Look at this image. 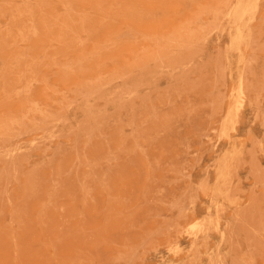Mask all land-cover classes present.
Segmentation results:
<instances>
[{
  "label": "rangeland",
  "instance_id": "obj_1",
  "mask_svg": "<svg viewBox=\"0 0 264 264\" xmlns=\"http://www.w3.org/2000/svg\"><path fill=\"white\" fill-rule=\"evenodd\" d=\"M0 264H264V0H0Z\"/></svg>",
  "mask_w": 264,
  "mask_h": 264
}]
</instances>
